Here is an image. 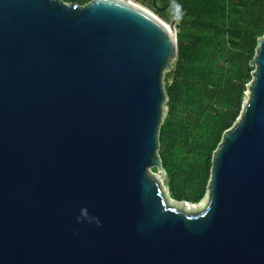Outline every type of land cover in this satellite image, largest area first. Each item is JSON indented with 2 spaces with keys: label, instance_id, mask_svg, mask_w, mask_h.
<instances>
[{
  "label": "water",
  "instance_id": "obj_1",
  "mask_svg": "<svg viewBox=\"0 0 264 264\" xmlns=\"http://www.w3.org/2000/svg\"><path fill=\"white\" fill-rule=\"evenodd\" d=\"M177 27L133 0H0V264H264V36L187 210L152 171Z\"/></svg>",
  "mask_w": 264,
  "mask_h": 264
},
{
  "label": "trees",
  "instance_id": "obj_2",
  "mask_svg": "<svg viewBox=\"0 0 264 264\" xmlns=\"http://www.w3.org/2000/svg\"><path fill=\"white\" fill-rule=\"evenodd\" d=\"M136 1L167 22L176 11L178 54L164 74L167 109L158 153L170 196L199 203L214 152L244 107L250 61L264 36V0Z\"/></svg>",
  "mask_w": 264,
  "mask_h": 264
},
{
  "label": "rangeland",
  "instance_id": "obj_3",
  "mask_svg": "<svg viewBox=\"0 0 264 264\" xmlns=\"http://www.w3.org/2000/svg\"><path fill=\"white\" fill-rule=\"evenodd\" d=\"M133 1H135L136 3L142 5L143 7L147 8L148 10H150L151 12H153L154 14H156L153 10H151L150 8H148V7H146L145 5L141 4L140 2H137L136 0H133ZM156 15H157V14H156ZM157 16H158V15H157ZM159 17H160V16H159ZM164 21H165V20H164ZM165 22H166V23H169V22H167V21H165ZM177 23H178V22H177ZM247 98H248V92H246L244 105H245V103H246ZM152 171H153V170H152ZM154 173H155V176L158 178V180L161 182V184L164 186V189L169 193L168 186L165 184V181H166V174H165L164 170H159V171L154 172ZM168 197H169L170 200L173 199V198L170 196V194H168ZM179 204H180V203H179ZM188 204H189V203H188ZM190 204H192V203H190ZM201 204H204V203H203V200H201L199 203H196V204L193 203V205H195L196 207H193V208H191V209H188L187 206H186V208H187V210H194V209L199 208V206H201Z\"/></svg>",
  "mask_w": 264,
  "mask_h": 264
},
{
  "label": "bare ground",
  "instance_id": "obj_4",
  "mask_svg": "<svg viewBox=\"0 0 264 264\" xmlns=\"http://www.w3.org/2000/svg\"><path fill=\"white\" fill-rule=\"evenodd\" d=\"M193 207H196V206H195V205H193V204H190V203H189V204H187V208H188V209H191V208H193Z\"/></svg>",
  "mask_w": 264,
  "mask_h": 264
}]
</instances>
